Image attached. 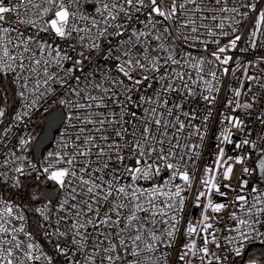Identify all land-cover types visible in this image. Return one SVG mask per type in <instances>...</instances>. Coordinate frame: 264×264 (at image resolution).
Returning a JSON list of instances; mask_svg holds the SVG:
<instances>
[{"label": "snow or ice", "instance_id": "6c2138e0", "mask_svg": "<svg viewBox=\"0 0 264 264\" xmlns=\"http://www.w3.org/2000/svg\"><path fill=\"white\" fill-rule=\"evenodd\" d=\"M0 104V264H264V0H0Z\"/></svg>", "mask_w": 264, "mask_h": 264}, {"label": "water", "instance_id": "95a60500", "mask_svg": "<svg viewBox=\"0 0 264 264\" xmlns=\"http://www.w3.org/2000/svg\"><path fill=\"white\" fill-rule=\"evenodd\" d=\"M56 135V126H49L48 121H43L41 128L39 130V133L37 135V141L39 142L41 139H44V144L51 146V144L54 142ZM44 145H41V148H43ZM37 155H39L40 149H37ZM49 194H45L47 197ZM56 194H53L51 196L55 197Z\"/></svg>", "mask_w": 264, "mask_h": 264}, {"label": "trees", "instance_id": "16d2710c", "mask_svg": "<svg viewBox=\"0 0 264 264\" xmlns=\"http://www.w3.org/2000/svg\"><path fill=\"white\" fill-rule=\"evenodd\" d=\"M8 102H9V107H10V109H11V111H10V113H9V119L11 118V115L12 114H14V110H15V108H16V105H14V104H11V93L9 92V94H8ZM0 106H3V104H0ZM26 183H31V181H27ZM42 187V189L44 190V193L45 194H48L47 192V190H50V189H53V187L51 186V185H42L41 186ZM5 194H7V193H5ZM21 196L24 198V200L25 201H27V194L26 193H21ZM20 197H18L17 199H19ZM43 198H46V196L45 197H43ZM46 243V242H45Z\"/></svg>", "mask_w": 264, "mask_h": 264}, {"label": "built area", "instance_id": "2783aa9c", "mask_svg": "<svg viewBox=\"0 0 264 264\" xmlns=\"http://www.w3.org/2000/svg\"><path fill=\"white\" fill-rule=\"evenodd\" d=\"M41 125H42V122H38L37 125L34 126V128H35V132H36V136H37L38 133H39V130H40V128H41ZM213 127H215V119H214V122H213ZM26 182H27V181H26ZM47 191H48L47 193H48L49 195L56 194V190H55V188L50 189V190H47Z\"/></svg>", "mask_w": 264, "mask_h": 264}]
</instances>
